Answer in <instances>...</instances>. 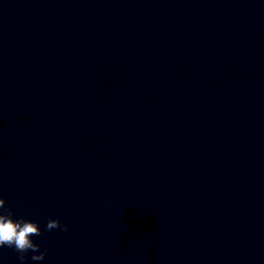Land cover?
Masks as SVG:
<instances>
[{"label": "clouds", "instance_id": "clouds-1", "mask_svg": "<svg viewBox=\"0 0 264 264\" xmlns=\"http://www.w3.org/2000/svg\"><path fill=\"white\" fill-rule=\"evenodd\" d=\"M6 201L0 197V248L7 247L14 249L19 256L20 264H25L26 254L31 251L32 261H43L47 251H41V246L35 243L33 236L42 235L39 224L23 217L17 219L10 209L5 208ZM60 229L68 231L66 224H61L58 219H49L46 223V230Z\"/></svg>", "mask_w": 264, "mask_h": 264}]
</instances>
